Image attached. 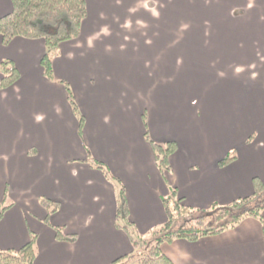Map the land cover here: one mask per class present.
I'll use <instances>...</instances> for the list:
<instances>
[{"label":"crops","instance_id":"1","mask_svg":"<svg viewBox=\"0 0 264 264\" xmlns=\"http://www.w3.org/2000/svg\"><path fill=\"white\" fill-rule=\"evenodd\" d=\"M113 2L86 0L78 36L52 51L51 79L42 40L0 38V63L19 72L0 89V205H10L0 249L34 233V264H110L131 252L115 224L119 185L145 235L166 220L171 189L209 208L250 195L255 177L264 184V0H146L147 22ZM10 10L0 0V16ZM146 130L176 144L164 174ZM41 197L59 203L47 222ZM54 225L76 241L56 240ZM161 250L173 264H264V226L248 217Z\"/></svg>","mask_w":264,"mask_h":264},{"label":"trees","instance_id":"2","mask_svg":"<svg viewBox=\"0 0 264 264\" xmlns=\"http://www.w3.org/2000/svg\"><path fill=\"white\" fill-rule=\"evenodd\" d=\"M10 12L0 16V38L8 44L14 37L40 39L44 42L45 52L40 60L43 75L52 78V51L61 42L73 39L80 32V25L86 17V0H10ZM19 72L5 60L0 63V89L14 84ZM69 98L71 93L69 92ZM71 103H73L71 101ZM74 105V104H73ZM82 118H79L81 124ZM146 127V118L143 114ZM144 137L150 143L157 168L164 174L170 170V156L176 150L172 141L157 143L151 140L147 130ZM235 159L226 155L219 165L223 166ZM92 164L110 178L106 167L99 161ZM111 179V178H110ZM116 181V180H114ZM115 224L123 230L130 240L131 252L114 259L110 264H173L162 252L164 243L176 239L195 241L204 236L216 235L236 227L245 218L251 217L264 226V184L257 177L252 179V193L228 204H212L209 208H193L184 205L175 189L162 198L166 220L147 234L136 232L133 223L128 221V207L125 190L118 187ZM40 205L47 211L46 222L59 208V203L47 197L39 199ZM10 205H0V219ZM58 241L75 242L77 235L68 233L64 227L52 226ZM36 235L31 233L28 241L17 249H0V264H34Z\"/></svg>","mask_w":264,"mask_h":264},{"label":"rangeland","instance_id":"3","mask_svg":"<svg viewBox=\"0 0 264 264\" xmlns=\"http://www.w3.org/2000/svg\"><path fill=\"white\" fill-rule=\"evenodd\" d=\"M146 0H114V4H118L121 7H133L136 6L137 9H135V13L136 15H132V17H129V20L132 19V21H134L136 18H139L141 20H144L147 22V18H149V12L146 11L142 5L145 3ZM133 30V29H132ZM133 33V31H132Z\"/></svg>","mask_w":264,"mask_h":264}]
</instances>
